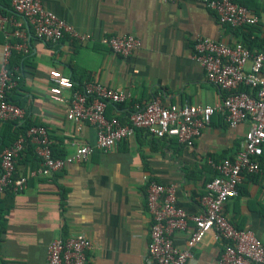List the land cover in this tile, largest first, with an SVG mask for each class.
<instances>
[{"label":"crops","instance_id":"0c3cea01","mask_svg":"<svg viewBox=\"0 0 264 264\" xmlns=\"http://www.w3.org/2000/svg\"><path fill=\"white\" fill-rule=\"evenodd\" d=\"M40 1L45 10L92 37L84 44L67 36L59 44L46 43L35 38L30 23L13 11L11 0H0L5 18L0 28V62L6 41L22 42L13 38L15 30L25 34L27 46L26 53L14 51L11 56L9 69L17 85L9 100L25 111L18 124L47 129L59 158L73 152L74 144L93 145L96 132L87 123L66 119L67 102L50 99V72L70 78L73 90L100 82L130 93V101L106 108L107 118L124 123L132 103H147L156 96L164 105L221 102L223 93L207 81L193 58L197 38L242 45L243 35L252 30V37L264 42V0H243L258 23L241 29L221 25L200 0ZM111 35H131L141 46L122 58L99 41ZM64 96L69 100L70 91H64ZM5 126L0 123V134ZM247 129V122L230 128L216 113L190 145L137 130L107 151L96 150L85 163L67 165L50 177L30 178L23 192L0 195V222L5 225L0 234V264H45L53 240L79 234L92 243L91 264H147L152 222L146 210L144 177L172 186L177 205L189 215L200 214L205 184L216 175L212 164L232 158ZM27 145L16 160V175H28L41 166L33 156V145L32 150ZM259 163L260 172L243 176L224 214L235 227L253 231L264 245V145ZM192 228L189 223L188 230L174 234L177 247L189 248ZM190 251L192 258L186 264H219L222 246L210 233Z\"/></svg>","mask_w":264,"mask_h":264},{"label":"built area","instance_id":"2783aa9c","mask_svg":"<svg viewBox=\"0 0 264 264\" xmlns=\"http://www.w3.org/2000/svg\"><path fill=\"white\" fill-rule=\"evenodd\" d=\"M180 3L185 0H165ZM216 14L221 25L233 29L254 26L258 17L247 7L232 0H200ZM14 12L27 20L35 38L49 44H59L66 36L79 43L92 40L73 26L45 10L40 0H11ZM5 18L0 14V28ZM13 38L22 42H5L0 62V123H19L25 111L9 100L8 94L17 83L9 69L14 51L27 52L25 34L13 32ZM100 43L122 58L130 56L141 46L131 35L102 37ZM193 58L202 67L207 81L223 93L221 102L214 106L188 103L164 105L156 96L147 103H132L127 122L106 117L109 105L131 100V94L111 88L100 82L87 83L81 90H73L70 78L58 71L50 72V99L68 103L66 119L74 123H87L95 129V143L74 144V150L62 158H54L51 140L46 128L32 126L0 154V195L25 190L28 180L36 175L50 177L70 164L89 160L96 151H107L137 130L157 138H174L179 144L190 145L210 124L218 113L230 128L248 123L240 150L232 157L212 164L216 175L205 184L200 198L202 213L189 215L177 205L175 189L144 177L146 184V210L151 219L147 264H186L192 258L190 248L200 244L212 234L222 246L219 264H264V245L251 230L239 229L225 217L224 206L238 194L243 176L260 172L259 159L264 145V52H251L237 43L227 45L199 37L193 47ZM241 88L248 89L241 90ZM70 91L66 100L64 91ZM27 144L34 147L40 168L28 175H16V160ZM189 248L180 249L174 243V234L188 230ZM92 243L79 234L67 239L53 240L47 249L45 264H91L89 254Z\"/></svg>","mask_w":264,"mask_h":264},{"label":"trees","instance_id":"16d2710c","mask_svg":"<svg viewBox=\"0 0 264 264\" xmlns=\"http://www.w3.org/2000/svg\"><path fill=\"white\" fill-rule=\"evenodd\" d=\"M232 1L237 3V4L243 5V6L247 7L248 9H251L249 4L245 3L243 0H232ZM243 28H245V27H243ZM249 28H253V26H251ZM239 29H241V28H239ZM251 31L252 30H249L250 33H247V34L243 35L242 45L245 48H247L248 50H250L251 52H253V51L259 52L264 47V42H261L262 39L260 40L258 37H252ZM241 90L248 91V89H245V88H241ZM124 123H126V122H124ZM4 124H6L5 129H4L3 133L0 134V143H1L0 144V151L1 152L5 148L9 147L19 137L23 136L27 129L32 127L31 125H28L25 122H23L22 124H18V123H4ZM27 147L32 150V146L30 144H28ZM54 148L55 147H53L51 145L52 156L54 158H59V156L55 154V149ZM33 156H35L36 160H39L37 158V156L35 155V153H33ZM6 193H11V192L9 191V192H6ZM60 198H61V204L60 205H61V208H63V202L65 200V194H64L63 190H61ZM3 221L4 220H2L0 222V234L5 229V225H4Z\"/></svg>","mask_w":264,"mask_h":264}]
</instances>
